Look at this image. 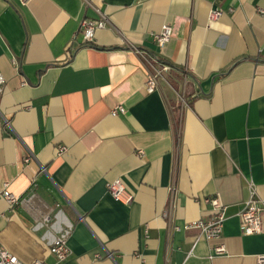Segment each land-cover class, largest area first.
Wrapping results in <instances>:
<instances>
[{
	"label": "crops",
	"instance_id": "1",
	"mask_svg": "<svg viewBox=\"0 0 264 264\" xmlns=\"http://www.w3.org/2000/svg\"><path fill=\"white\" fill-rule=\"evenodd\" d=\"M101 17L107 26L83 42L81 21ZM164 23L159 46L151 34ZM0 74V189L36 195L13 207L0 196L3 248L27 264H257L264 0H0ZM115 178L131 202L110 196ZM248 182L262 202L250 235L239 219ZM212 197L225 206L227 252L211 258L213 241L183 226L210 218ZM60 235L70 252L57 262Z\"/></svg>",
	"mask_w": 264,
	"mask_h": 264
},
{
	"label": "built area",
	"instance_id": "2",
	"mask_svg": "<svg viewBox=\"0 0 264 264\" xmlns=\"http://www.w3.org/2000/svg\"><path fill=\"white\" fill-rule=\"evenodd\" d=\"M19 1L21 4H25L28 0ZM258 12H262V10L259 9ZM219 14V10H212L210 11L208 17L210 20H213L217 18ZM107 24L108 20L105 17H101L99 19H83L80 23L77 33L81 34L83 42H91L94 39L95 31L99 28H104L107 26ZM171 33V25L164 23L158 32H152L151 37L157 45L163 46L169 40ZM76 34L74 33L73 38H75ZM168 68V66L163 65L161 67H153L152 70L148 71L145 82L146 92L151 93L157 88L158 79L162 77V72L166 71ZM3 83L4 78L0 74V93L2 91ZM124 111L125 108L122 105H118L111 109L110 114L117 115L118 113H123ZM66 149V146L59 145L57 147V154L60 155L64 153ZM30 158L31 154H28L25 156L24 161H28ZM106 189L114 200L125 203L132 201L133 195L126 189L121 178H115L113 180L107 181ZM248 190L249 195L245 200L241 211L239 212V219L241 232L243 234L250 235L260 231V212L262 210V202L257 197L254 186L251 182H248ZM0 196L5 199L9 207H13L24 201L33 203L34 198L36 197L35 193L32 192L25 200H21L17 194L8 190L7 184H3L2 188L0 189ZM204 201L210 204L211 210L213 211L212 216L207 219H198L188 222L183 227L185 229L197 228L206 241H213L211 246L212 254L210 255L212 258L215 255H223L227 252L225 244L220 240L222 225L225 220V206L217 197L205 198ZM166 215L167 211H164L163 216ZM41 220L44 224H47L49 221V215L47 212L42 214ZM175 228L179 229L178 226ZM49 252L56 258L57 262L64 261L70 252L66 236L60 235L55 237L50 244ZM0 264L27 263L23 262L16 255L0 245ZM30 264L44 263L41 260H34ZM257 264H264V254L257 256Z\"/></svg>",
	"mask_w": 264,
	"mask_h": 264
}]
</instances>
